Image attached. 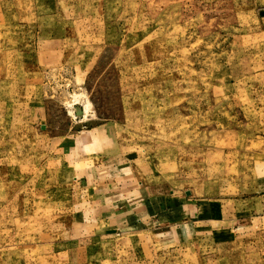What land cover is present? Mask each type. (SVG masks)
<instances>
[{"label": "rangeland", "instance_id": "1", "mask_svg": "<svg viewBox=\"0 0 264 264\" xmlns=\"http://www.w3.org/2000/svg\"><path fill=\"white\" fill-rule=\"evenodd\" d=\"M263 179L264 0H0V264H264Z\"/></svg>", "mask_w": 264, "mask_h": 264}, {"label": "crops", "instance_id": "2", "mask_svg": "<svg viewBox=\"0 0 264 264\" xmlns=\"http://www.w3.org/2000/svg\"><path fill=\"white\" fill-rule=\"evenodd\" d=\"M91 132H89L88 134H90ZM99 133V131H98ZM88 134L85 133L81 134L80 136H77L76 138L74 137L72 139V147L75 150L76 154H78L81 158L77 159L78 161H82L84 159H88L91 157V154L95 151L96 153V158L93 159V164L90 165V169L88 170H83V173H81V177L82 179L85 178V176L87 178L90 177H98V176H103L109 173H112L110 180L113 178L114 172L117 169L118 171L121 172H127V173H131L132 174V170L130 169L132 164H131V159L128 158H124V159H120V160H114V159H101L100 163H99V158L100 155H102V151L104 150H108L110 147L108 148H103V144L104 142L108 143L110 139V136L107 132H102L99 136L96 137H91L90 139H88ZM93 134V133H92ZM91 149V150H90ZM95 149V150H94ZM80 152V153H79ZM99 152H101V154H99ZM77 155V156H78ZM108 157V156H107ZM85 180V179H84ZM117 181V180H116ZM264 181V179H263ZM128 182V181H125ZM101 183V182H100ZM99 183V184H100ZM110 183L115 184L114 180L112 179L110 181ZM127 185V183H126ZM96 186L98 187V184L96 183ZM91 187V186H90ZM91 189V188H90ZM150 192L155 193V196L153 197H148L149 193L146 194V198L149 199L147 200V202L149 203V212H146L145 215H140L139 213H127V211H131V210H126L125 208H123L124 206L127 207H131V204H126V205H120L119 203H117L114 207L117 208L116 213L114 211H104L106 207H104L102 204L100 207H98V211L99 214L103 212V215H101V218H104V220L107 218L109 223H115L113 220H115L116 218L119 219L118 224H122L123 229H133L138 227V225H140L141 223H144L146 221H148L147 216L153 217L151 216V214H154V212L152 211V209H155L156 207L152 204V199H154L157 202H160L161 204L164 203V208L160 209V215L163 214L164 215V211L167 210V208L172 205V199L167 200V195L163 194L162 192H158L155 191L153 192L150 188ZM172 194L170 195L171 198ZM262 198H264V194L261 195ZM145 199H143L144 201ZM168 204V205H167ZM136 207H138V205H135ZM114 209V208H112ZM126 210V211H125ZM108 212L112 214L109 215L108 217ZM157 214V213H156ZM155 214V215H156ZM264 218V216H261V218ZM97 220V219H96ZM184 222L181 223V228L183 227Z\"/></svg>", "mask_w": 264, "mask_h": 264}]
</instances>
